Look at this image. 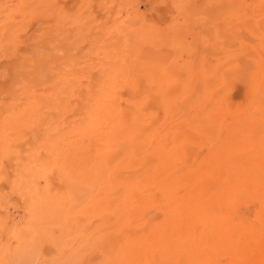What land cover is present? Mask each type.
Returning <instances> with one entry per match:
<instances>
[{"label":"rangeland","instance_id":"rangeland-1","mask_svg":"<svg viewBox=\"0 0 264 264\" xmlns=\"http://www.w3.org/2000/svg\"><path fill=\"white\" fill-rule=\"evenodd\" d=\"M260 214L264 0H0V264H264Z\"/></svg>","mask_w":264,"mask_h":264},{"label":"bare ground","instance_id":"bare-ground-1","mask_svg":"<svg viewBox=\"0 0 264 264\" xmlns=\"http://www.w3.org/2000/svg\"><path fill=\"white\" fill-rule=\"evenodd\" d=\"M134 122V121H133ZM138 123V122H137ZM159 131V130H158ZM158 138V137H157ZM153 154V153H152ZM151 156V155H150ZM156 156V155H155ZM150 158V157H149ZM149 158H147V159H149ZM145 161H147V160H145ZM156 161V160H155ZM144 164H146V162L144 163ZM142 167V166H141ZM144 167V166H143ZM133 168V167H132ZM139 168V167H138ZM120 170V169H119ZM141 171V170H140ZM120 173V172H119ZM116 177V176H115ZM118 177V176H117ZM119 178V177H118ZM114 179V178H113ZM232 192V191H231ZM246 192V191H245ZM253 193H254V190H253ZM241 194H243V193H241ZM246 194V193H245ZM253 195V194H252ZM245 196V195H244ZM249 196H250V194H249ZM257 196H259L258 194H257ZM230 198V197H229ZM240 198V200H241V197H239ZM228 199V198H227ZM257 201H259V200H257ZM257 201H255V202H257ZM259 203V202H258ZM239 204V203H238ZM260 207H261V204H260ZM239 210V209H238ZM259 210V209H258ZM262 211H263V209H261ZM256 211V210H255ZM254 211V212H255ZM261 215V214H260ZM264 215V214H263ZM263 215H261V216H263ZM260 218V217H259ZM254 219H255V217H254ZM261 219V218H260ZM244 220V219H243ZM263 224V223H262ZM258 249V248H257ZM260 252H261V250H260ZM262 253V252H261ZM261 256V255H260Z\"/></svg>","mask_w":264,"mask_h":264}]
</instances>
